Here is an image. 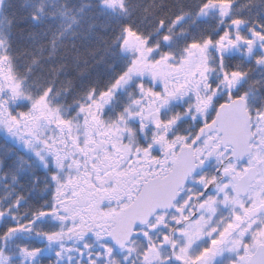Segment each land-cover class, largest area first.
Instances as JSON below:
<instances>
[{
    "label": "snow or ice",
    "instance_id": "snow-or-ice-1",
    "mask_svg": "<svg viewBox=\"0 0 264 264\" xmlns=\"http://www.w3.org/2000/svg\"><path fill=\"white\" fill-rule=\"evenodd\" d=\"M0 264H264V0H0Z\"/></svg>",
    "mask_w": 264,
    "mask_h": 264
}]
</instances>
